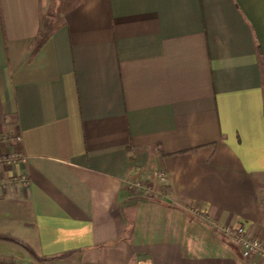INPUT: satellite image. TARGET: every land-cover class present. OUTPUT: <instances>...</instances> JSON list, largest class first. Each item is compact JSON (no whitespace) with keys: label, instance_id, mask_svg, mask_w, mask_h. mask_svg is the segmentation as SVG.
Returning a JSON list of instances; mask_svg holds the SVG:
<instances>
[{"label":"crops","instance_id":"1","mask_svg":"<svg viewBox=\"0 0 264 264\" xmlns=\"http://www.w3.org/2000/svg\"><path fill=\"white\" fill-rule=\"evenodd\" d=\"M51 1L0 0V257L264 264L198 217L264 244V0Z\"/></svg>","mask_w":264,"mask_h":264},{"label":"built area","instance_id":"2","mask_svg":"<svg viewBox=\"0 0 264 264\" xmlns=\"http://www.w3.org/2000/svg\"><path fill=\"white\" fill-rule=\"evenodd\" d=\"M25 161L26 158L19 153L0 156V165L23 164ZM149 178L154 180V184L149 183ZM149 178L128 180L126 186L130 192L142 199L156 197L168 200L166 188L169 184V180L166 173L162 170L153 171ZM10 182L26 185L27 181L24 177H15L12 178ZM198 217L213 233L221 237L226 243L237 247L240 250L242 258H264V244L259 239L250 237L242 226L219 225L211 221L204 214H201Z\"/></svg>","mask_w":264,"mask_h":264},{"label":"rangeland","instance_id":"3","mask_svg":"<svg viewBox=\"0 0 264 264\" xmlns=\"http://www.w3.org/2000/svg\"><path fill=\"white\" fill-rule=\"evenodd\" d=\"M78 1L82 0H52L51 9H49V26L53 27L59 22V18L57 15V11L62 10L66 6H68L71 2L76 3ZM55 11V13L53 12ZM9 258V257H6ZM15 259V264H66L65 261L61 259H37L34 257H31L29 260H25L23 258Z\"/></svg>","mask_w":264,"mask_h":264},{"label":"trees","instance_id":"4","mask_svg":"<svg viewBox=\"0 0 264 264\" xmlns=\"http://www.w3.org/2000/svg\"><path fill=\"white\" fill-rule=\"evenodd\" d=\"M0 264H15V259L0 257Z\"/></svg>","mask_w":264,"mask_h":264}]
</instances>
